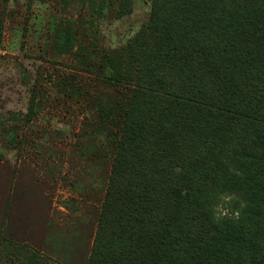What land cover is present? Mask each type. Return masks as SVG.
<instances>
[{"label":"rangeland","instance_id":"1","mask_svg":"<svg viewBox=\"0 0 264 264\" xmlns=\"http://www.w3.org/2000/svg\"><path fill=\"white\" fill-rule=\"evenodd\" d=\"M152 6L0 0V264L89 257ZM230 166L238 178L219 182L213 215L250 231L245 244L257 247L264 160L242 153Z\"/></svg>","mask_w":264,"mask_h":264},{"label":"trees","instance_id":"2","mask_svg":"<svg viewBox=\"0 0 264 264\" xmlns=\"http://www.w3.org/2000/svg\"><path fill=\"white\" fill-rule=\"evenodd\" d=\"M152 9L83 264H264V234L250 247L212 209L238 156L264 160V0Z\"/></svg>","mask_w":264,"mask_h":264}]
</instances>
